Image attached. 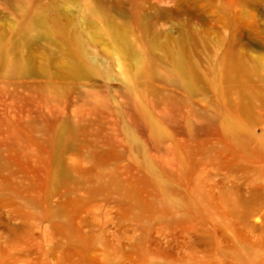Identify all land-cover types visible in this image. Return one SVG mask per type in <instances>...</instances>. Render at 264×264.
<instances>
[{
    "label": "rangeland",
    "instance_id": "1",
    "mask_svg": "<svg viewBox=\"0 0 264 264\" xmlns=\"http://www.w3.org/2000/svg\"><path fill=\"white\" fill-rule=\"evenodd\" d=\"M0 264H264V0H0Z\"/></svg>",
    "mask_w": 264,
    "mask_h": 264
}]
</instances>
